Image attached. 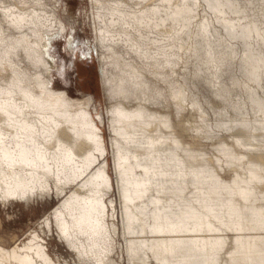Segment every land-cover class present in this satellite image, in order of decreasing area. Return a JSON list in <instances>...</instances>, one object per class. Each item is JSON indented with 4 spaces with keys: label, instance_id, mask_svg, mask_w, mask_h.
I'll return each mask as SVG.
<instances>
[{
    "label": "bare ground",
    "instance_id": "1",
    "mask_svg": "<svg viewBox=\"0 0 264 264\" xmlns=\"http://www.w3.org/2000/svg\"><path fill=\"white\" fill-rule=\"evenodd\" d=\"M90 1L106 112L56 84L67 3L0 0V204L59 198L0 264H70L54 224L82 264H264V116L215 141L203 102L264 113V0Z\"/></svg>",
    "mask_w": 264,
    "mask_h": 264
},
{
    "label": "rangeland",
    "instance_id": "2",
    "mask_svg": "<svg viewBox=\"0 0 264 264\" xmlns=\"http://www.w3.org/2000/svg\"><path fill=\"white\" fill-rule=\"evenodd\" d=\"M63 3H67L68 7L70 8V14H71V21L80 19L82 22L78 25L79 27V33H80V40L74 41L76 44L72 47L70 44H67V41L57 40L54 53H56L58 56V65L55 68V74L54 78L57 85L64 86L70 90V92L73 95H79L82 96V94H86V96L93 94L98 101H100V105L102 109L106 112V107L108 100L105 98L104 89L102 86L101 81V75L99 73V64L96 57V49L95 45L96 42L94 40V33L89 29L90 25L86 24V28L84 29L83 20L85 19V16L83 14V10L85 9L86 2L85 0H62ZM88 3V9L91 13V1L87 0ZM201 9V8H198ZM260 10V7H254L252 9V12L257 15L258 11ZM201 12V10H200ZM66 21L71 24L69 19L66 18ZM92 21V19H90ZM92 24V23H91ZM93 27V26H92ZM87 34L90 36L88 37ZM89 39H88V38ZM65 42V43H64ZM70 51V52H69ZM81 51L88 52L87 59H80L78 56V53ZM73 53V54H72ZM70 54V55H69ZM70 58V59H69ZM72 62V63H71ZM73 67V68H72ZM238 72V70H237ZM229 82H231V79H228ZM232 84V83H231ZM237 88V89H235ZM240 87L234 85V98L239 99L240 95L237 94ZM259 93L262 97H264V89L259 88ZM208 96V95H207ZM206 97H203L205 108L208 112L207 118L209 122L217 121L218 119H224L229 118L230 114L226 113L227 109H230L233 114L237 118H241L242 114H249V115H258L262 114L264 116V113L261 111H255L254 109L249 110H236L231 109L230 106H226V100L222 99V102L219 105V110H212L209 108L207 102L211 105L210 100L208 101ZM212 96L219 99L220 96L212 93ZM222 98V97H221ZM246 99V98H245ZM225 103H224V102ZM240 114V115H239ZM108 117L105 116V135L106 138L110 139L111 131L108 126ZM215 126L212 128V130L215 129L217 132V135H215L214 138L215 141H217L219 138L233 140V136L231 135V132L226 128H219L214 124ZM187 139L191 140L190 137H187ZM204 143L210 144L212 141L210 138H204ZM111 151V150H110ZM110 161V167L111 171L113 170V162L111 157V152L109 155ZM117 192V190H115ZM114 192V193H115ZM59 198L54 194L52 196L45 195V196H38L35 197L28 202H18L15 204H9L8 206H3L0 204V218H1V224H0V244H3L7 247H13L16 245V243L24 238L29 234L30 230L33 229L38 225V221L51 209L58 203ZM121 241H123V236L121 235ZM49 246L52 253L55 255H59L61 257L62 262L65 263V259H67L70 264H82L81 261L78 259L77 255L73 253L69 245L62 241L57 233L56 226L54 224L53 226V232L50 233L49 238ZM126 253V252H125ZM118 257V255H116ZM119 258V257H118ZM76 260V261H75ZM123 264H128V259L125 254V258L122 261Z\"/></svg>",
    "mask_w": 264,
    "mask_h": 264
},
{
    "label": "snow or ice",
    "instance_id": "3",
    "mask_svg": "<svg viewBox=\"0 0 264 264\" xmlns=\"http://www.w3.org/2000/svg\"><path fill=\"white\" fill-rule=\"evenodd\" d=\"M78 56H79L80 59H85L86 60L87 57H88V52L81 51V52L78 53Z\"/></svg>",
    "mask_w": 264,
    "mask_h": 264
}]
</instances>
